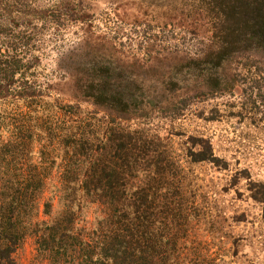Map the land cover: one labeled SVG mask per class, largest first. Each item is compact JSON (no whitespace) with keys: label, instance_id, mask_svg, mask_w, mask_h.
<instances>
[{"label":"trees","instance_id":"trees-1","mask_svg":"<svg viewBox=\"0 0 264 264\" xmlns=\"http://www.w3.org/2000/svg\"><path fill=\"white\" fill-rule=\"evenodd\" d=\"M27 1L13 0L15 10L23 13ZM193 1L184 0L176 13L192 19L189 33L202 41L199 53L177 49L163 58L148 53L130 61L109 42L86 39L84 50L71 51L60 64L76 92L72 104L39 90L44 70L37 34L14 20L0 22V107L12 102L35 109L22 142L2 148L4 159L28 158L29 170L21 182L0 183V264H16L13 254L28 232L53 264H182V231L175 222L185 226L191 219L183 170L150 127L179 120L193 105L236 88L245 92L246 84L261 91L264 83V0ZM189 4L194 6L187 13ZM11 8L2 11L9 16ZM46 14L58 22L91 24L86 12L65 2ZM81 102L95 110H84ZM3 115L0 110V131L7 125ZM218 115L213 111L210 119ZM36 142L43 143L37 154ZM189 143L192 162L221 166L209 140L194 137ZM54 171L59 188L43 212L50 216L51 200L58 199L63 214L24 226L22 203L33 211ZM249 191L264 217V182H251ZM90 204L107 213L87 237L77 225L79 211Z\"/></svg>","mask_w":264,"mask_h":264},{"label":"rangeland","instance_id":"rangeland-1","mask_svg":"<svg viewBox=\"0 0 264 264\" xmlns=\"http://www.w3.org/2000/svg\"><path fill=\"white\" fill-rule=\"evenodd\" d=\"M60 2L70 4L77 13L86 12L92 25L75 20L58 22L47 16V10L57 9ZM183 2L28 0L25 11L18 13L13 0H0L1 11L12 7L9 16L8 12L2 11L5 17L0 18V22H5L6 18L7 23L14 20L23 29L28 27L37 34L35 46L44 70L38 80L39 90L50 94L54 100L72 104L77 103L76 92L71 77L60 64L71 51L84 50L86 39L100 44L109 42L130 61L143 59L148 53L163 58L177 49L199 53L203 48L202 41L189 33L192 19L185 13H176ZM193 6H185L186 12L189 13ZM245 86V92L236 88L223 97L193 105L179 120L157 122L150 127L169 144L183 170V199L191 205L188 213L191 219L185 226L179 223L178 227L175 222V230L182 231L179 232L183 245L182 264H264L263 206L252 199L249 191L251 182H264V98L261 96L264 95V83L261 91ZM80 104L84 110H95L89 104ZM0 110L7 124L0 131V175L3 176L0 183L21 182L28 174V158L20 154L16 155L17 159L13 155L4 159L2 148L8 142H22L26 134L23 131L29 129V119L35 109L8 102L1 105ZM42 111L43 106L39 108V112ZM213 111L220 114L216 121L210 119ZM194 137L210 141L221 166L192 162L187 154L189 142ZM42 145V142L32 145L35 154ZM39 161V156L35 155L34 162ZM58 181L54 171L33 211L22 203L25 208L20 216L24 226L51 223L63 214L65 209L58 199L51 200L53 212L50 216L43 212L44 203L57 194ZM106 213L104 206L90 204L79 211L77 226L89 237L91 231L99 229V219ZM13 259L16 264H53L48 255L40 253L38 239L31 232L23 235Z\"/></svg>","mask_w":264,"mask_h":264}]
</instances>
